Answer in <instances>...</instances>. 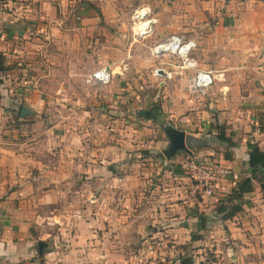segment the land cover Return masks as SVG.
<instances>
[{"label": "crops", "instance_id": "obj_1", "mask_svg": "<svg viewBox=\"0 0 264 264\" xmlns=\"http://www.w3.org/2000/svg\"><path fill=\"white\" fill-rule=\"evenodd\" d=\"M83 1L86 3L80 9V23L67 25L63 9L66 0H0V54L8 67L0 74V264H63L69 258L63 253L65 248L58 246L52 250L45 249L43 255H35L34 236L30 231L37 212L34 208L47 203L52 197H58L63 193L61 189L69 186H86L91 192L87 212L93 216H88V223L85 224L89 231L86 238L95 237L93 233L97 230H102L99 234L104 237L112 236V227L118 228L119 234H122L126 231L125 223L139 208L141 216H148L151 223L167 226L162 228L160 236L173 240L176 247L187 243L202 244L205 238L210 239L209 245H190L193 248L207 246L216 258L210 264H264V175L260 183L252 181V191L244 195L246 204L240 213L226 221L218 218L217 224L209 228L211 231L205 232L197 228L192 213L198 211L207 215L217 201L211 198L200 200L194 196L187 179L178 172L183 156L179 157L177 152L168 159L155 157L149 161L154 157L153 153L162 156L168 147L165 135L145 144L137 124H130L126 128L131 129L133 134L120 131L123 135H120L121 143H118L122 148L109 143L87 150L90 160L87 181L81 183L78 174L69 168L68 161L80 155V148L86 149L81 139L84 138L81 135L84 131L70 130L50 109L62 106V92L79 76L81 52L77 48L88 44L86 35H94L97 29L90 27L95 23L90 5L95 4L103 11V4H96L97 0ZM183 9L180 23H168L167 33L159 38L153 37L150 43L154 45L168 35H181L196 43L193 55L199 68L211 70L215 76H230V73L235 74L236 61H241L239 73L253 78L255 86L249 88L250 95L240 96V99L230 98L227 107L231 110L222 109L219 117L216 116L221 126H226V131L234 134L232 141L236 144L228 150L230 160L220 154V162L237 172L242 179L249 176L248 145L255 144L264 151V0H228L225 4L224 0H186ZM191 12H198L199 19L191 20ZM212 15L216 18L210 19ZM173 18H177L176 15ZM121 20L119 15L120 27L123 25ZM106 22L109 24L110 21ZM125 54L117 48L110 50L111 57ZM208 60L213 61V65ZM122 72L121 69L119 75ZM170 72L169 76L178 77L179 81L187 82L188 87L193 88L190 72ZM97 90L101 91L98 99L90 100L79 93L73 99L74 106L83 109L77 112L79 121L85 116L89 119L95 117L92 108L102 102L108 104L107 107L123 104L122 101H113L116 97H112L115 89L111 84ZM54 91L61 92V95L53 96L51 92ZM241 104L248 106V110H233ZM22 107L27 109V114L21 118ZM110 115L117 118L114 122L126 123L127 112L110 111ZM15 120L19 122V127L11 124ZM88 132L89 136L93 134ZM127 137L130 139H125ZM185 137L188 151L179 152H184L186 157L207 155L197 153L198 156L194 151L211 140L210 137L203 140L188 138L186 134ZM130 141L134 142L133 145ZM140 148L141 152L149 150L148 160L144 159L145 165L139 161L142 157ZM128 150L131 154L127 153ZM174 160L175 164L179 163L177 168L172 165ZM76 167L79 168L78 164ZM232 186L230 179H226L221 184L222 195L229 193ZM44 188L47 190H39ZM18 194L22 195L20 199ZM13 201L19 205L33 204L34 207L30 206L27 212L15 206ZM145 205H148L146 210L142 208ZM76 213L75 220L80 221L79 210ZM182 218V226H174ZM47 219L59 224L55 222L58 220L56 215ZM98 223L104 228H100V224L98 229L92 227ZM59 227V230L63 229ZM193 232L199 236L204 234V239L190 241ZM96 243L100 241L90 239L88 244L82 245L88 258L95 257L96 251H99L94 247ZM66 247L71 248L73 256L72 252L79 245ZM78 260L77 255L76 264ZM175 264H179L178 258Z\"/></svg>", "mask_w": 264, "mask_h": 264}, {"label": "rangeland", "instance_id": "obj_2", "mask_svg": "<svg viewBox=\"0 0 264 264\" xmlns=\"http://www.w3.org/2000/svg\"><path fill=\"white\" fill-rule=\"evenodd\" d=\"M185 1L186 0H97L96 4H103V11L100 8V10L96 8L95 4H89L92 8L90 10L94 14L93 18L95 19V23L91 24L90 27H96L97 29L94 35H86L89 39L88 44H83L81 47L77 48V51L81 52V57L79 58L80 70L77 72L79 76L77 80H75V83L72 82V85L67 86L65 91L62 92V106L50 109L52 112L56 113L54 116L59 117L61 121L63 120L70 130L76 132L84 131L81 134L84 135V138L81 139L82 142H85L84 148L86 149L80 148V155H76L74 159L68 161L70 165L69 168H73V173L78 174L77 178L80 179L81 183L87 181L89 177L87 167L90 160L88 159L89 154H87V150L91 151L93 149H98L95 147L109 143H114L121 147L119 145V143H121L119 140L122 138L120 135H123V133L120 134V131H124L126 134H133L131 129L126 128L129 127L130 124H137L145 144L151 140L156 141L157 137L165 135L164 129L173 127L177 130L184 131L188 138L203 140L209 139L210 137L211 140L206 141L204 145L196 147L194 151L198 156L199 154L197 153L207 154H200V156H202L200 157L201 160L210 159L220 162L219 155L222 154L223 156L225 153H228L227 148L219 144L214 138V135L218 133L219 127H223L225 129V134L229 135V132L226 131L227 127L221 126V121L218 122L216 116L219 117L222 109H225V111L231 110L230 107H227L230 98L240 99V96H249V88L255 86L251 76L239 73L241 61H236L238 64H236L235 67L237 68L233 70L235 74L231 75L230 73V76H216L213 85L203 91L194 88L190 89L187 82L183 83L179 81L178 77L172 78L168 76L157 79L153 75L155 68L164 67V62L174 65L178 64V60L172 57L162 58L161 61L153 58L150 54V48L153 46V43H150V41L154 40L153 37L159 38L161 35L167 33L168 23H180V19H182L181 16L184 14L183 6ZM227 1L228 0H224V4L227 3ZM85 3L86 1L83 0H66L64 8H62L65 9L64 20L67 25H77L80 23L77 17L81 16L80 9L84 7ZM62 8L59 9L61 10ZM142 9L150 11L147 20H153L152 24H154L152 28L157 25L159 27L157 29L155 28V30L152 29V33L149 35L140 37L136 35L137 19L135 15L137 11ZM59 15L62 17V13ZM119 15L122 16L121 21L123 25L121 27L119 25ZM175 15L177 18H173ZM209 18L216 17L212 15ZM195 19H199V13L191 12V20ZM106 20L110 21L109 24H106ZM152 24H149V27ZM82 36L85 37L83 34ZM115 48L126 54L124 56L111 57L110 50L113 49L114 51ZM208 62L210 65H213V61L208 60ZM104 65H108L113 73L112 80L109 83L111 87L115 89L112 97L116 98H113V101H117V103L122 101L123 104L120 106H118L119 104H115V106L112 105L113 107H107L109 105L102 102L101 105L92 108L95 117H92L91 114L90 116L92 118L89 119L88 116H85V119L83 118L82 121H79L77 119V112L83 109L74 106L72 101L76 98L78 93L81 97L90 100L98 99V95H100L101 91L97 89L102 88L103 85L93 82L92 84L87 82V80L92 72L100 67H104ZM121 69L123 72L122 75H119ZM168 70L171 71L172 69ZM56 87L57 85L53 88ZM51 94L53 96H60L61 92L56 91L55 93L54 91L51 92ZM248 108V106L241 104L233 107V110L238 112L241 110H248ZM119 110L121 112H127L126 123L124 121L114 122L117 118L114 115H110V111L113 113ZM142 111L148 112V118L139 116L138 113ZM217 122L219 124H217ZM11 124L19 127V122L16 120ZM132 129H134V127ZM88 130L93 134L89 136ZM125 139H130V137ZM129 143L133 145L134 142L132 143L130 141ZM124 148L131 149L130 146H124ZM139 150L140 152L143 151L142 148ZM148 151L149 150H145L141 152L142 157H140L139 161H141L143 165L146 164L144 159L148 160ZM127 153L131 154L129 150ZM178 154L179 157L183 156L180 161L178 160L179 163H182V160H185L186 156L184 152H178ZM152 155L154 157H152V159L150 158L149 161H153V159H156L155 157H159L162 160L165 158L163 154L162 156L154 153ZM174 162H176V160L173 161L172 165L177 168L179 163L175 164ZM77 164L79 168L76 167ZM97 164H99V161ZM178 167L180 168V164ZM179 168V174L185 177L181 168ZM220 188L216 190L211 199L217 201L218 198L224 194ZM39 190L46 191L47 189L44 188ZM61 190L63 193L58 197H52L47 203L40 204L37 208H34L37 212L33 217V229L30 231L34 236L33 249L35 255H38L36 243L43 242L46 245V250L55 249L56 246L61 249L65 248L66 251H63V253L69 256V258H67V260L65 259L63 264H76L77 255L79 258L78 264H175L177 258L179 259V264L185 261L190 262V264H210L209 262L216 261L214 254L209 252L210 250L207 246H199L196 248L190 246L197 244L209 245L210 239L208 240L205 238L208 241L204 240L202 244L198 242L187 243L180 244V247H176L172 242L173 240L168 241L169 238L160 236V232L163 233L162 228L167 226H162L159 223H151V221H148V216H141L142 212H140L139 208L135 209L137 212H134L133 216L125 223L126 231L122 232V234H119L120 231L118 228L114 229V227H112V236L107 235L104 237L101 233L99 234L102 230H97L93 233L95 237L86 238L87 232L89 231L85 224L88 223V216L90 218L93 216L91 213L87 212V206H89L90 203L88 199L90 190L86 186H69ZM21 196L22 195L18 194L17 198L20 199ZM194 196H198L200 200L203 199V197H200L198 194ZM16 201H13V203ZM16 205L18 208L21 207L23 210L26 209L27 212L30 210V206L32 208L34 207L33 204L19 205L17 202L15 206ZM147 207L148 205H145L142 208L146 210ZM78 210L81 217L80 221L75 220V215ZM214 211L215 207H213L211 212L207 215L199 213L198 211L192 213L195 215L198 229H202L205 232L211 231L218 221ZM55 215L58 218L57 221L55 220L56 223H59L57 225L53 224V220L47 219L49 216L53 217ZM201 215L204 218L203 225H200L201 222L198 219ZM182 221H184L183 218L177 221V224L174 226L181 227ZM58 225L62 226L63 229L59 230L60 227ZM98 226L104 228L101 223L92 227L98 229ZM210 227L211 229H209ZM154 232L158 233L156 234ZM196 233L197 232H193L191 234L190 241H193L192 237L204 239V234L203 236H194L198 235ZM90 239L95 242L100 241V243H96L94 246L99 248L96 249L99 251H96L95 257L92 258H88L86 249L83 251L82 248V245L88 244ZM72 244L79 245L76 251H80L72 252L73 256L70 254L71 248L66 247ZM174 246L176 248H174ZM111 255L117 256L116 260L114 257H111ZM101 256H103V258H101ZM101 259L103 260L101 261Z\"/></svg>", "mask_w": 264, "mask_h": 264}, {"label": "built area", "instance_id": "obj_3", "mask_svg": "<svg viewBox=\"0 0 264 264\" xmlns=\"http://www.w3.org/2000/svg\"><path fill=\"white\" fill-rule=\"evenodd\" d=\"M80 1V0H78ZM144 9L139 10L135 18L137 19L136 35L143 37L152 33L153 20H147L150 11ZM79 18L77 17V20ZM197 45L192 40H187L178 34L168 35L164 39L158 41L150 48V54L156 60L168 57L178 60V64L164 62V67H157L153 71L155 78H164L170 75V71L178 70V74L183 72L191 73V84L194 89L205 90L212 86L216 80V76L211 70L198 68L197 61L194 58L193 52ZM159 71L163 72V77L159 75ZM112 71L109 67H100L89 76L87 82L107 85L112 80ZM180 168L187 179L188 184L193 190L194 195H200L203 198H211L214 196L221 184L230 179L234 184L239 179V174L232 171L230 168L222 165L219 161L210 159L197 158L196 156H187L180 164Z\"/></svg>", "mask_w": 264, "mask_h": 264}, {"label": "trees", "instance_id": "obj_4", "mask_svg": "<svg viewBox=\"0 0 264 264\" xmlns=\"http://www.w3.org/2000/svg\"><path fill=\"white\" fill-rule=\"evenodd\" d=\"M7 70L8 67L5 65L4 56L0 54V74ZM1 84L2 80L0 78V86ZM214 136L215 140L219 144L225 146L227 150L236 147V144L232 141L234 134L229 133V135H226L223 127H219L218 133ZM224 158L230 160L231 156L229 153H225ZM247 166L249 176L238 179L233 184L230 192L226 195H222L217 200L215 214L221 221L230 220L236 214L240 213L243 210V206L246 204L244 195L252 191V181L259 183L262 181V175H264V151L260 150L255 144L248 145ZM198 219L201 222L200 225H203V216H199ZM200 239L199 237H192L193 241H198ZM180 264H190V262L185 261L180 262Z\"/></svg>", "mask_w": 264, "mask_h": 264}, {"label": "water", "instance_id": "obj_5", "mask_svg": "<svg viewBox=\"0 0 264 264\" xmlns=\"http://www.w3.org/2000/svg\"><path fill=\"white\" fill-rule=\"evenodd\" d=\"M159 75L162 77L163 72L159 71ZM27 114V109L25 107H22L20 110V117H24ZM140 117H147L148 118V112H139L138 113ZM164 134L168 139V147L163 151L164 157L167 159L174 156L175 153L179 151H188L187 145H186V137L185 133L183 131H179L173 127H168L164 129ZM38 253L39 255H43V252L45 250V243L38 242Z\"/></svg>", "mask_w": 264, "mask_h": 264}]
</instances>
